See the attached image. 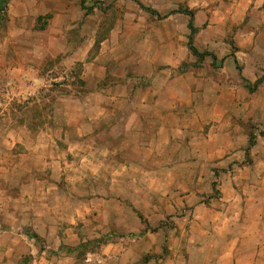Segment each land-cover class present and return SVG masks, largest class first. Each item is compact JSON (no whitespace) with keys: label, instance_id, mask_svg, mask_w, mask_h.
I'll return each instance as SVG.
<instances>
[{"label":"rangeland","instance_id":"374dc122","mask_svg":"<svg viewBox=\"0 0 264 264\" xmlns=\"http://www.w3.org/2000/svg\"><path fill=\"white\" fill-rule=\"evenodd\" d=\"M4 1V20L0 23V264H45V259L48 258L56 264H110V261L113 262L111 264H188L191 253L197 260L196 263H201L200 257L206 260L213 258L211 255L217 246L215 240L218 236L213 229L209 231L208 221L211 218L208 217V212L222 209L221 203H217L221 198V176L229 171L234 174L239 168H243L240 173L245 189L250 191L247 180L256 164L260 165L264 174V65L258 67L257 79L249 81L242 76L241 66L239 70L238 65L236 69L234 64H226V57L231 55L239 54L244 57L245 54H264L263 37L255 32L259 13L249 5L247 19H242L239 24L230 17L237 11H231L230 3L233 0ZM191 19L195 26L194 45L201 52L215 54L218 58L215 64L212 56L199 58L189 49L191 30L188 25ZM249 38L253 39L252 42ZM29 54H61L59 58L50 61L42 72L44 85L42 91L36 94L24 91L31 87L33 74L27 76L29 81H23L21 72H7L9 67H19L27 62L31 65L27 56ZM69 54H88V58L86 62L75 61L67 58ZM130 54H135L137 64L152 63L157 67V73H167L172 78L193 73L199 90H205L206 85L200 81L205 82L209 77L221 81L235 77L237 82L231 83L236 87L242 104L235 108L236 113H232L231 125L238 128L242 136L247 134L249 139L250 135L254 134L255 145L247 154V144L241 154L231 160L227 169L215 168L211 184L214 190L202 194L204 204L198 207L186 205L181 209L171 208L164 211L163 218H146L152 228H157L156 231L145 232L144 224V229L140 231L112 232L99 236L93 233L99 226L98 221H93L88 227L84 221L73 224L72 220L67 219L69 217L63 215L55 206L52 212L60 229L59 233L55 230L51 241L54 248L47 249L45 239L35 233L27 219L32 216L34 210L29 209L33 205L32 200L25 198L32 195V189H26L24 185H30L33 180L38 179L43 189L45 185L57 182L72 195L86 194L89 187L81 189L74 187L73 183H68L67 172L58 164L48 167V164H43L42 161L37 163L32 156V148L38 143V135L42 131L78 130L79 126L76 125H80V122L71 124V121H75L76 116L80 117L75 114L80 111L73 106L65 111V108L56 105L63 95L73 93L75 89L83 93L103 89L104 94L115 95L129 84L145 86L153 82L154 74L151 77L136 75L133 68H129ZM166 54L172 56V59L166 60ZM97 56H101V69L89 68L87 63L94 61ZM175 56L178 66H172L170 62L161 64V61H175ZM88 71L89 75L86 76ZM212 85L213 82L207 84L209 88ZM109 90L112 93H108ZM209 92L210 90L208 93L198 91L197 108L194 112H188L187 108L181 112L180 118H176L179 127L177 131L157 134V139L153 142L163 140L168 145L153 146L148 151L149 161L158 164L180 161L181 153L187 150L193 151V160L198 161L205 157L202 153L207 146L206 138L210 127L208 122H211L210 115L215 109L211 104L204 103L210 98ZM37 97L41 101L35 102ZM165 98H171L170 94H166ZM222 104L219 109H224ZM97 110L99 109L85 108V114L94 115ZM125 111L126 107L104 108L107 122L103 129L112 131L111 123L114 119L106 114L121 116L126 114ZM220 116L222 120L225 117L222 114ZM65 121H69V124L64 129L61 124ZM81 121L85 123L83 118ZM85 125L87 126L86 123ZM126 125L127 122L124 123V126ZM156 125L152 124L154 131ZM186 125L190 126L188 130ZM138 137H143V134L139 133ZM169 139L171 142L175 140L177 146L169 145ZM57 142L61 147L65 144L60 138H57ZM138 151L143 153V149L137 148V152L130 150L137 155L124 156L139 163L141 157ZM173 152L175 156H171ZM62 153L45 156V160L58 161L62 158L63 161L70 162L79 158L70 153L63 156ZM35 166L36 169L33 170ZM44 166L45 168L40 170ZM209 172L201 170L197 174L207 179ZM168 173L104 170L96 175L95 172H89L92 176L91 184L95 185V179L99 176L104 180L103 187H98V195H114L116 198L119 195L123 201L134 200L137 203L143 200V190L149 189L140 182L144 179L157 182V179L161 178V181L166 183L167 179L176 178ZM113 177L121 180L134 177L137 180L136 185L123 184L112 188L110 179ZM154 185L161 188L157 183H153L150 187L152 190L156 189ZM90 191L96 194L94 187H90ZM249 193L251 192L245 194V197H249ZM55 197V203L59 205L58 196ZM151 200L153 203L163 202L164 206L169 208L170 203H165L166 198L161 200L154 196ZM41 206L39 211L44 212ZM26 213L28 214L24 216ZM155 214L160 213L156 211ZM74 226L80 230L83 226L86 233L81 235L80 243L69 245V240H66L71 238V235L66 230ZM7 228H10L8 232ZM16 240L20 241L17 246ZM30 241L36 246L34 256L30 254L26 244ZM9 242L14 244L16 250L4 251V246H7L5 244ZM116 243H122L123 250L113 248L112 251L103 252L106 246ZM200 248L205 250L201 255L198 253Z\"/></svg>","mask_w":264,"mask_h":264},{"label":"crops","instance_id":"0c3cea01","mask_svg":"<svg viewBox=\"0 0 264 264\" xmlns=\"http://www.w3.org/2000/svg\"><path fill=\"white\" fill-rule=\"evenodd\" d=\"M230 5L232 12L237 9L230 17L235 23L238 22L239 24H241L242 19H247L249 5L253 6V9L260 16L255 23V32H258V35L263 37L264 42V0H233ZM249 40L252 42L253 39L249 38ZM245 55L243 57L235 54L226 57V64L229 66L234 64L236 69V65L241 66L242 76L249 81H254L258 77V67L264 65V54ZM27 56H29L31 65L27 62L19 67H9L7 72H21L23 81H29L27 76L33 74L34 81L31 87L29 90L24 89V91L36 94L42 91L44 85L42 72L50 61L59 58L61 54H29ZM100 57L97 56L94 61L87 63L89 64L88 67H94L97 70L101 69ZM67 58L86 62L88 54H69ZM168 58L171 60L172 56L169 57L166 54L165 59L167 60ZM169 62L172 66H178L176 56L175 61H161V64H168ZM128 66L133 68L136 75L151 77L154 74L153 82L145 86L129 84L127 87L120 89L118 94L115 95L104 94L103 89L100 91L89 90L85 93L75 89L73 93L63 95L57 100L56 105L65 108V111L71 106L80 111V113H75L80 115V117L76 116V120L71 121V124H76L77 121L80 122V125H76L79 126L78 130L52 131L48 129L42 131L38 135V143L32 148V156L38 161L37 163L42 161L43 164H48V167L58 164L62 166V170H65L64 172H67L68 183H73L74 187H80L81 189L89 187L87 189L89 192L86 194L72 195L68 194L66 189L57 182L45 185L43 189L38 179L33 180L30 185H24L26 189L28 187L32 189V195L25 196V198L32 200L33 205L29 209L34 210L31 213L32 216L27 219H29V224L33 227L35 233L45 239L47 249L52 250L54 248L51 241L55 236V230L59 233L60 229L52 212L55 206L59 208L63 215L65 214V216L69 217L67 219L72 220L73 224L84 221L88 227L93 221H98L99 226L95 228L93 233L99 236L112 232L140 231L144 229V224L139 213L149 219L154 218V216L163 218L162 214L164 211H168L171 208L181 209L186 205H197L198 207L204 204L202 202L204 198L202 194L211 193L214 190L211 184L213 183L215 168L227 169L231 160L235 156L240 155L243 148L249 144V136L247 134L242 136L238 132V128L231 125L232 113H236L235 108L242 104L241 98H238L236 87L231 83L237 82L235 77L224 81L212 80L213 78L209 77L205 82L200 81V83L202 82L206 85V87L204 86L205 90H199L193 73H188L183 77L177 75L172 78L167 73H157L155 71L157 67H154L152 63H149V65L137 64L135 54L129 55ZM89 71L91 72L92 70L89 69ZM89 71L86 76L89 75ZM237 79L239 80V76ZM208 82H213L210 88L207 86ZM209 90L210 98L206 99L204 103L211 104L215 109L212 110L210 115L209 121L211 122H208L210 127L206 138L207 146L202 153L205 157L198 161L193 160V151L187 150L181 153L180 161L159 162V164L158 162L152 163L149 161L148 151L153 146L163 147L168 145L162 139L161 142H153V140L157 139V134L177 131L179 127L176 123V118H180L179 115L181 112L183 113L185 108H187L188 112H194L199 102L196 101L198 91H207L208 93ZM26 93L22 94L26 95ZM108 93H112L111 90ZM166 94H170L171 98L166 99ZM37 101H41L39 97L35 99V102ZM221 103H223L222 108L224 109H219ZM109 106L126 107V114L121 116L106 114L113 117L114 121L111 123L112 131H105L103 128L107 120L104 115V108ZM157 107H160V109ZM85 108H97L99 110L94 115H90L85 114ZM220 114L225 116L223 120ZM82 118L87 126L82 123ZM69 121L63 122L61 124L63 125L62 128L65 129ZM126 122L128 125L124 126ZM170 122H174L177 125ZM153 123L157 124L154 126L155 131L153 130ZM55 125L56 122L54 120L53 126ZM185 127L186 130H188V127L190 128L188 125ZM139 133H142L143 137H138ZM57 138L64 141L65 144L62 147L59 146ZM168 143L173 147L177 146L175 140L171 142V139H169ZM137 148L138 150L143 149V153L138 151L141 162L136 163L132 158L124 156L125 154L129 157L134 154L137 155V153L130 152V150L137 152ZM56 149L57 151H54ZM61 152H63V156L70 153L74 156H79V158L70 162L63 161L62 158L58 161L56 159H52L49 162L45 160V156L54 153L60 154ZM195 153L197 154L198 152ZM171 156H175V152ZM254 167V171L250 173L249 180H247L248 187H251L250 191L245 189L244 179H242V173H240L243 168H239L234 174L229 171L224 173L223 177L221 176L219 185L221 198H219L217 203H221L220 207L222 209H214L208 212V217L212 220L209 219L208 221L210 225L209 231L213 229L215 235L218 236L215 240L217 246L213 249L211 255L213 258H207L206 260L204 257H200L201 263H196L197 260L193 258V253H191L188 264H264V174L259 164ZM44 168L45 166L39 169L42 170ZM34 169H36V166ZM39 169L37 168V170ZM104 170H126L127 172L136 170L147 172L168 171L169 175L176 178L167 179L166 183H163L161 178L157 179L159 180L157 182L156 180L144 179L140 183L143 186H148L149 189L143 190V200L137 203L134 200L133 202L132 200L131 202L123 201L119 195L117 198L114 195H98V187H103L104 180L99 176L95 179V185L91 184L92 176L89 172H95L96 175H99L98 173ZM201 170L210 171L207 179L197 174ZM182 172H185V174ZM136 181L134 177L124 180L116 177L110 179L112 188L123 184L136 185ZM153 183H157L161 188H157L154 185L156 189L152 190L150 187H152ZM90 187L95 188L96 194L91 193ZM248 192H251L249 197H245ZM253 192L254 194H252ZM55 195L58 196L59 205L55 203L57 198ZM154 196L161 198V200L166 198L167 201L165 203H170L169 208L164 206L163 202L153 203L151 199ZM40 206L45 210L44 212L39 211ZM156 211H159L160 214H155ZM17 220L19 221L18 218ZM9 229L7 228L6 231L8 232ZM85 229L83 226L81 230L77 226L69 227L66 230L71 235V238L66 240L67 242L69 240V245L80 243L81 235L86 233ZM31 241L26 242V244H28L27 247L30 254L34 256L36 246ZM19 243L20 241L16 240V246ZM5 245L7 246H4V251L16 250L11 242ZM111 245L106 246L103 252L105 251L104 253H106L114 249L123 250L122 243ZM204 251V248H200L198 250L199 255ZM111 263L113 262L110 261ZM45 264L56 263L48 258L45 259Z\"/></svg>","mask_w":264,"mask_h":264},{"label":"trees","instance_id":"16d2710c","mask_svg":"<svg viewBox=\"0 0 264 264\" xmlns=\"http://www.w3.org/2000/svg\"><path fill=\"white\" fill-rule=\"evenodd\" d=\"M5 8H6V2L4 0H0V23L4 20V12H5ZM155 13V12H153ZM189 29L191 30V34L189 36V42H188V47L189 49L194 53V55H196L197 57L199 58H205L206 56H212L213 57V62L214 64L216 63V61L218 60L217 56L211 52H201L200 50H198L196 48V46L194 45L193 43V33L195 31V26H194V23H193V20L191 19V21L189 22ZM237 61V60H236ZM238 68L239 70L240 67L238 65ZM255 145V135L254 134H251L250 135V139H249V145L247 147V154L248 152L250 151V149ZM140 218H141V221L143 222V224H145V232L151 230V231H156L157 228H152L150 225H149V222L147 221V219L142 215L140 214Z\"/></svg>","mask_w":264,"mask_h":264}]
</instances>
